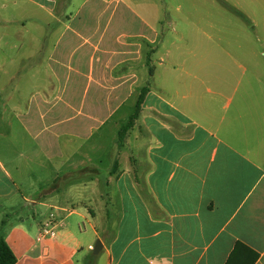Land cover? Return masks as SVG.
<instances>
[{
    "label": "crops",
    "instance_id": "1",
    "mask_svg": "<svg viewBox=\"0 0 264 264\" xmlns=\"http://www.w3.org/2000/svg\"><path fill=\"white\" fill-rule=\"evenodd\" d=\"M233 6L252 31L228 34L229 48H217V73L208 75L205 53L173 48L172 22L160 23L154 0H0L15 12L0 15V24L20 23L53 80L84 88L67 120L80 117L86 128L75 121L71 134L91 138L112 120L117 148L130 137L131 151L128 168L111 160L105 190L92 198L69 196L36 224H9L0 237L14 264H83L100 253V264H264V0ZM143 88L139 113L119 138ZM45 103L38 98L32 113L28 100L25 129L44 124ZM134 152L145 153V164ZM96 168L88 165L78 183L97 184ZM0 175L10 177L1 161ZM49 219L54 235L39 238ZM96 237L101 248L93 254Z\"/></svg>",
    "mask_w": 264,
    "mask_h": 264
},
{
    "label": "rangeland",
    "instance_id": "2",
    "mask_svg": "<svg viewBox=\"0 0 264 264\" xmlns=\"http://www.w3.org/2000/svg\"><path fill=\"white\" fill-rule=\"evenodd\" d=\"M130 1L140 3L145 0ZM154 1L158 3L157 16L160 23L172 22L167 34H172L175 44L173 48L200 50V54L201 51L205 53L204 63L208 75L217 73V48H229L228 34L244 32L247 28L252 31L251 24L233 6L234 0ZM0 15L11 18L15 16V12L11 7L0 8ZM28 27L30 32H35L30 23ZM217 27L223 38L217 39ZM255 30L261 32L260 25ZM22 32L20 23L11 22L8 26L0 24V161L10 175L4 179L0 175V235L9 224L18 223L21 218L24 223L36 224L43 217L55 215L57 211L53 205L59 202L66 205V198L69 196L81 199L90 195L92 198L96 188L102 192L105 190L106 170L111 160L118 156L122 168H128V156L131 155L130 137L129 145L125 142L122 147L117 148L118 125L113 124L112 120L95 130L91 138L86 137V131L79 136L71 134L69 130L74 128L75 121L84 123L82 128H86L80 117L73 121L67 120L75 115L73 107H78L79 99L84 96V88H64L60 82L53 80L48 67L39 65L37 48L32 41L28 45L29 41L22 39ZM16 45H19L18 49ZM159 55L160 52L154 57L155 65ZM192 58L194 56L189 61ZM172 60H176V55ZM205 79L207 85L213 86V77ZM138 92L139 89L136 94ZM42 96L46 98L43 106L46 114L44 124L38 127L29 125L25 129L23 123L26 117L22 113L26 110L28 100L31 99L33 113V110L37 111L36 102ZM132 102L128 106L131 105L133 110ZM59 115L62 120L60 124ZM54 122L55 126H52ZM44 126L46 128L43 130ZM135 131L137 132V128ZM55 132L58 137H54ZM143 142L147 144L146 141ZM58 144L61 155L55 154ZM134 154L137 162L145 164V153ZM88 165L97 166V184L85 186L78 182L88 178L86 172L89 171L84 170ZM54 186L60 187L59 190H53ZM33 199L35 203H32ZM73 202L74 206L79 204L76 199ZM97 203L95 200L90 201L96 211ZM96 223L98 224V218L95 225ZM97 240V237L94 238L93 243ZM101 258L102 253L94 256L89 254L83 264H96V261L100 264Z\"/></svg>",
    "mask_w": 264,
    "mask_h": 264
},
{
    "label": "trees",
    "instance_id": "3",
    "mask_svg": "<svg viewBox=\"0 0 264 264\" xmlns=\"http://www.w3.org/2000/svg\"><path fill=\"white\" fill-rule=\"evenodd\" d=\"M146 91H147V89L143 88L139 92L138 97H137V101H136L135 110L132 113V115L130 116V119L126 123V125H124L121 128V132L119 133V138L121 137L122 132L127 130L131 126L133 120L137 117L139 110H140L141 102L143 100V97H144ZM15 261H16V258L14 256L13 252L11 251V249L9 248V246L7 245L5 240L2 237H0V264H14Z\"/></svg>",
    "mask_w": 264,
    "mask_h": 264
},
{
    "label": "built area",
    "instance_id": "4",
    "mask_svg": "<svg viewBox=\"0 0 264 264\" xmlns=\"http://www.w3.org/2000/svg\"><path fill=\"white\" fill-rule=\"evenodd\" d=\"M45 235L53 236L54 229H53V221L52 219L46 220L41 224L39 238L44 237Z\"/></svg>",
    "mask_w": 264,
    "mask_h": 264
},
{
    "label": "water",
    "instance_id": "5",
    "mask_svg": "<svg viewBox=\"0 0 264 264\" xmlns=\"http://www.w3.org/2000/svg\"><path fill=\"white\" fill-rule=\"evenodd\" d=\"M100 243H101L100 240L96 241L95 245L92 248L93 254L98 253L99 249L101 248V244Z\"/></svg>",
    "mask_w": 264,
    "mask_h": 264
}]
</instances>
